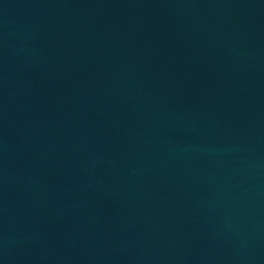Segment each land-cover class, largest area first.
<instances>
[{
    "label": "water",
    "instance_id": "1",
    "mask_svg": "<svg viewBox=\"0 0 264 264\" xmlns=\"http://www.w3.org/2000/svg\"><path fill=\"white\" fill-rule=\"evenodd\" d=\"M235 264H264V0H159Z\"/></svg>",
    "mask_w": 264,
    "mask_h": 264
}]
</instances>
